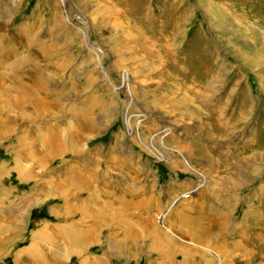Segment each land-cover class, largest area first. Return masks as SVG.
I'll use <instances>...</instances> for the list:
<instances>
[{"label":"rangeland","instance_id":"1","mask_svg":"<svg viewBox=\"0 0 264 264\" xmlns=\"http://www.w3.org/2000/svg\"><path fill=\"white\" fill-rule=\"evenodd\" d=\"M262 216L264 0H0V264H258Z\"/></svg>","mask_w":264,"mask_h":264},{"label":"bare ground","instance_id":"2","mask_svg":"<svg viewBox=\"0 0 264 264\" xmlns=\"http://www.w3.org/2000/svg\"><path fill=\"white\" fill-rule=\"evenodd\" d=\"M55 143H56V141H55ZM76 181L79 183V182H82V183H84V181H86V180H84L82 177H78L77 179H76ZM68 182V181H67ZM90 182H91V179H89L88 181H87V183H88V185H86V187L87 188H89V186H90ZM95 195H97V194H95ZM183 197V196H182ZM186 197V196H185ZM162 219V218H161ZM71 239H72V241L70 240V242H71V246H74L75 244H77V243H82V240H80V239H76L75 237H71ZM77 242V243H76ZM244 250V249H243Z\"/></svg>","mask_w":264,"mask_h":264},{"label":"crops","instance_id":"3","mask_svg":"<svg viewBox=\"0 0 264 264\" xmlns=\"http://www.w3.org/2000/svg\"><path fill=\"white\" fill-rule=\"evenodd\" d=\"M262 219H264V217L262 216ZM260 226H264V224H260ZM258 231H260V230H258ZM261 232V231H260ZM240 234V233H239ZM244 234H249V233H246V232H242V234L241 235H244ZM252 235V234H251ZM263 247L261 248V246H260V248H261V251L259 252L260 254H261V256H263L264 257V245H262ZM250 251H251V249H250ZM258 264H264V259H263V261H260V262H258Z\"/></svg>","mask_w":264,"mask_h":264},{"label":"built area","instance_id":"4","mask_svg":"<svg viewBox=\"0 0 264 264\" xmlns=\"http://www.w3.org/2000/svg\"><path fill=\"white\" fill-rule=\"evenodd\" d=\"M194 191H189V192H187V193H184L183 194V197H184V195L186 196L185 198H188V197H191V194L193 193ZM187 194V195H186Z\"/></svg>","mask_w":264,"mask_h":264}]
</instances>
